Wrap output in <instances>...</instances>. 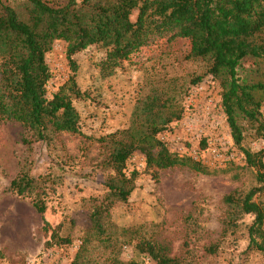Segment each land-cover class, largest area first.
Listing matches in <instances>:
<instances>
[{"label":"rangeland","instance_id":"rangeland-1","mask_svg":"<svg viewBox=\"0 0 264 264\" xmlns=\"http://www.w3.org/2000/svg\"><path fill=\"white\" fill-rule=\"evenodd\" d=\"M67 45L56 40L46 55L53 73L50 97L72 74ZM190 49L187 38L161 40L104 77L99 63L105 50L90 46L75 55L78 84L87 93L75 99L81 133L52 132L49 141L27 144L23 124H0V264H71L94 233L91 213L102 204L109 207L102 223L112 240L109 246L89 241L87 256L94 264H111L117 256L158 264L153 258L148 263V255L142 258L137 244L143 240L165 245L186 264H264L263 252L247 249L254 216L225 200L254 187L256 170L231 135L220 79L208 72L205 60L189 58ZM240 75L264 83V63L246 59ZM153 93L174 96L173 108L182 111L158 137L179 157L201 161L208 172L188 165L150 168L137 150L124 169L129 177L135 174L134 188L127 201L112 203L108 181L117 174L104 164L110 150L104 137L129 128ZM243 124V145L252 151L264 148V128L259 132L258 124ZM23 169L40 179L44 215L34 207L35 194L21 196L10 187ZM256 200L264 205V193ZM43 217L53 228L60 225L72 242L47 246Z\"/></svg>","mask_w":264,"mask_h":264},{"label":"trees","instance_id":"trees-1","mask_svg":"<svg viewBox=\"0 0 264 264\" xmlns=\"http://www.w3.org/2000/svg\"><path fill=\"white\" fill-rule=\"evenodd\" d=\"M178 38L189 39V58L205 60L208 72L220 79L222 107L231 135L247 165L256 170L257 182L244 196L229 194L225 200L254 216L247 249L264 253V205L256 200L264 193V148L252 151L243 145V121L258 124L259 132L264 128V83L250 82L240 75L246 59L264 63V0H0V124H23L29 132L23 139L27 144L49 141L52 132L81 133L75 99L87 93L78 84L77 53L93 45L102 47L105 55L99 66L106 77L123 61L137 60L141 50ZM56 40L68 44L72 74L50 97L48 83L53 73L46 55ZM174 100L171 95H148L129 128L104 137L110 146L104 164L117 174L108 181L112 203L127 201L134 188L135 174L129 177L124 169L137 150L146 156L150 168L188 165L208 172L201 161L179 157L158 137L182 115L181 109L173 108ZM39 183V177L23 169L10 187L21 196L35 194L34 207L44 215L47 207ZM108 208L102 204L91 213L94 233L83 241L71 264H94L87 256L90 240L111 244L112 236L106 234L102 223ZM43 222L47 246L72 242L69 235L60 233V225L53 228L44 217ZM137 246L142 258L151 256L158 264H186L172 257L165 245L143 240ZM111 264L138 262H125L117 256Z\"/></svg>","mask_w":264,"mask_h":264},{"label":"built area","instance_id":"built-area-1","mask_svg":"<svg viewBox=\"0 0 264 264\" xmlns=\"http://www.w3.org/2000/svg\"><path fill=\"white\" fill-rule=\"evenodd\" d=\"M263 111H264V104L262 105V113H263ZM146 261H147L148 263H150L151 261H153V260H152V257H151V256H146ZM43 264H53V263H50V262H44ZM54 264H59V263L56 262V263H54Z\"/></svg>","mask_w":264,"mask_h":264}]
</instances>
